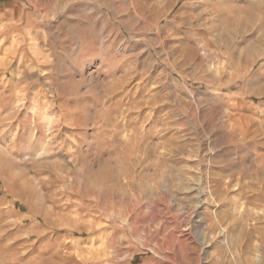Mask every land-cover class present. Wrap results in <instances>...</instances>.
<instances>
[{
	"label": "rangeland",
	"instance_id": "1",
	"mask_svg": "<svg viewBox=\"0 0 264 264\" xmlns=\"http://www.w3.org/2000/svg\"><path fill=\"white\" fill-rule=\"evenodd\" d=\"M0 264H264V0H0Z\"/></svg>",
	"mask_w": 264,
	"mask_h": 264
}]
</instances>
